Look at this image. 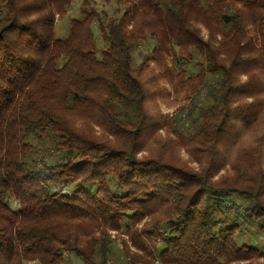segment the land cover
Wrapping results in <instances>:
<instances>
[{"label": "trees", "instance_id": "16d2710c", "mask_svg": "<svg viewBox=\"0 0 264 264\" xmlns=\"http://www.w3.org/2000/svg\"><path fill=\"white\" fill-rule=\"evenodd\" d=\"M73 1L0 0V264H264V0Z\"/></svg>", "mask_w": 264, "mask_h": 264}, {"label": "rangeland", "instance_id": "374dc122", "mask_svg": "<svg viewBox=\"0 0 264 264\" xmlns=\"http://www.w3.org/2000/svg\"><path fill=\"white\" fill-rule=\"evenodd\" d=\"M91 1L93 2V4L98 9L105 10L107 13H109L111 15L114 14L118 18L123 14V12L125 10L124 6L122 4H120L117 0H112L109 3H107L106 0H91ZM82 4H83V0H74L69 11L63 17H57L56 36L58 38H63L66 36L69 22L72 18L80 16V9H81ZM95 32H96V39H97L98 47L99 48L104 47L105 41L100 36V32L97 30ZM203 34L204 35L207 34V31L205 29H203ZM154 45H155V43L151 37H148L146 39V41L144 43H142V45L140 46V48L138 49L137 54H136V63L137 64L140 63V61L142 60V56H144L145 54H147L153 50ZM165 58H166V60L170 59L167 52L165 54ZM170 63H172V62L170 61ZM176 70L177 69H175L174 67L172 68L173 73L176 72ZM175 79H176V77L173 76L171 79L166 80L165 85L168 88V90L172 91V92H171L170 96L168 98H166L165 100H162L160 102V104H161V108L163 109V112L166 115H168V117H171V116L177 117V115L178 116L181 115V117L183 119H185L187 117V110H184V108L188 104L187 98H184V96L177 97L174 94L173 84L175 82ZM188 125H189V123L186 120L184 129L187 128V132H191L193 129L192 128L190 129ZM182 130H183V128H182ZM185 157L187 158V155ZM192 165L196 166L195 163H192ZM222 172H224V171L223 170L219 171L218 174H216V176H219ZM116 241H118V240H116ZM126 241H127L128 245L130 246V241L128 238H126ZM114 248H115V250L117 249L116 247H114ZM115 258H113V256H112L109 264H114L113 259H115ZM29 264H34V263H29Z\"/></svg>", "mask_w": 264, "mask_h": 264}]
</instances>
